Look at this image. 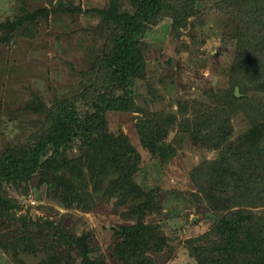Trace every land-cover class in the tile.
Wrapping results in <instances>:
<instances>
[{
	"label": "rangeland",
	"instance_id": "obj_1",
	"mask_svg": "<svg viewBox=\"0 0 264 264\" xmlns=\"http://www.w3.org/2000/svg\"><path fill=\"white\" fill-rule=\"evenodd\" d=\"M111 2L117 3L121 12L135 11L132 0H0L2 27L27 13H47L28 27L30 32H19L8 43L0 42V158L3 154L21 156L40 133L43 117L27 105L32 107L40 99L50 108L57 101L73 100L85 91L88 72L99 66L109 51L111 30L100 26L97 12L106 10ZM238 2L164 0L166 8L174 11L141 16L146 27L141 41L146 69L144 77L131 88L134 110L107 111L105 121L107 131L125 135L139 155L132 181L144 194H151L147 213L139 220L131 212L142 201L122 204V195L110 194L107 182L99 185L90 179L87 170L82 173L84 182H79L75 191L83 200L79 206L66 205L61 196L64 189L54 192L53 177L60 171H49L45 176L51 183L48 185L30 176L28 181L3 190L7 198L17 202L12 214L27 224L28 231L23 236L31 237V252L21 253L10 247L9 242L21 235L20 226L8 223L2 216L0 264H86L87 256L92 264H215L214 248L232 237L227 238L217 228L222 220L259 214L263 219H254L253 224L241 220L235 224L238 230L234 243H244L245 237L251 235L264 248V207L243 205L242 197L252 187L249 181L229 193L224 203H216L211 197L225 175L236 173L242 164L241 161L235 169L226 165L227 142L236 141L257 121L256 106L264 110V92L243 93L230 79L237 75L233 74L237 61L250 69L247 75L254 69L243 62L247 44L242 35L250 33L251 25L246 19L248 29L239 28L243 15L248 13L238 10ZM184 3H192L193 10L189 5L183 7ZM254 13L249 19L261 16L263 24L262 2ZM176 16L182 20L183 16L184 21L180 25L176 22L179 28L174 31ZM255 77L258 78L251 74L247 78V86L255 87ZM261 79L264 76L257 81ZM235 89L237 98L244 101L232 113L229 103ZM78 102L79 107L90 104ZM217 111L223 112L221 120L227 119V127L232 129L225 145L207 141V130L215 137L222 131L221 125L213 123ZM157 120L160 121L155 126ZM146 121V126L153 123L149 131L165 127V135L154 152L142 147L137 132L136 125L143 127ZM258 145L264 151V139H259ZM66 153L81 156L78 148ZM66 153L63 158H73ZM52 154V149L46 150L41 161ZM245 170L248 172L241 181L257 177L250 165ZM111 176L112 173L107 178ZM213 185L216 191L210 192L209 186ZM131 227L135 244L129 250L133 252L137 247L140 260L128 259L122 246L116 252L122 234ZM145 227L148 231L143 234ZM80 236L84 237L85 256L75 243H70V237L76 240ZM242 248L233 246L229 264L242 262L243 258H238L243 256L239 251L246 250Z\"/></svg>",
	"mask_w": 264,
	"mask_h": 264
},
{
	"label": "trees",
	"instance_id": "obj_2",
	"mask_svg": "<svg viewBox=\"0 0 264 264\" xmlns=\"http://www.w3.org/2000/svg\"><path fill=\"white\" fill-rule=\"evenodd\" d=\"M238 1V10L248 13L243 15L244 19L238 24L239 28L244 31L248 29L247 24L251 25L249 34H241L244 42L247 44V47L245 45L247 49L245 53L246 57H244L243 62H248L250 66L254 67L250 75L254 74L258 78H253L254 84H256L255 87L247 86L249 83L247 78L250 76L247 74H249L250 69L244 67L242 63L238 64L237 61L233 66V74L237 75L230 79L234 80L235 87H239L243 93L248 92V90L250 92H264V79L257 81V79L264 76V22L263 24L260 22L262 18L258 15L256 16L257 20L249 19L251 16H255L254 11L257 12L258 4L261 2L264 4V0ZM132 2L135 6L133 14L121 12L118 4L114 2H111L106 10L97 12L99 14L100 26L111 30L109 51L108 54H105L101 58L99 66H93L88 72L90 75L89 84L85 86V91L77 95L73 100L65 99L57 101L50 108L46 107L43 102H39L40 99L36 104H32V107L31 105H27L26 108L43 117L44 124L38 131L40 133L35 135L32 146H29L21 156H6V154H3L0 158V227L4 226L2 216L6 218L8 223L19 224L21 235L15 237L12 243L9 242L12 245L10 247L15 251L18 250L21 253L31 252L29 243L32 239L29 236H23L24 232L27 233L28 231L27 224L24 223L25 220L15 218V211L13 210H16L17 202L7 198L3 189L8 185L26 182L30 176L37 177L39 178L38 182L48 185L51 183L48 182L45 176H49V171L53 169L60 171V173L55 174L53 177V189L54 192L64 189V195L61 196L66 205L69 206L73 203H77L76 205H78L83 201L79 195H76L75 191L79 189L77 184L84 182L82 173L87 170L90 179L98 181L99 185L107 182V189H110V194L119 193L122 195V204L127 203L128 200L134 201L139 199L142 201L138 208L133 206L134 210L131 212L139 220L149 210L151 194H144L134 186L132 181L136 165L140 160L139 155L129 144L125 135L122 133L113 135L107 131L105 114L107 111L129 112L134 110L131 88L136 80L144 77L146 69L141 42L146 27L142 23L141 16L161 14L163 11L170 13L174 9L166 8L164 0H132ZM187 5H189V9L193 10L194 5L192 3H184L183 7ZM43 12L27 13L22 18L15 19L11 24L7 23L6 26H0V42L8 43L11 37L19 32H30L28 31V27L47 14ZM179 12L181 13V11ZM170 16L172 15L170 14ZM182 18L183 20L176 16V21L173 20L174 31L179 28L178 24L180 25L184 21L183 16ZM246 19H248L247 24ZM117 92H121V95H118ZM79 100L89 102L90 104L89 106H83L85 110H82L83 107L77 105L79 104ZM243 101V99L235 96L234 91L232 92L229 103L232 113L235 111L234 107L242 104ZM221 112L217 111L215 122L213 123L221 125L222 131L215 137L216 135L213 136L211 131L207 130V141H218L219 144L225 145L228 137L232 134V129L229 126L227 127L229 122L227 119L221 120L223 118V112ZM254 112V121H257L236 141L227 142V156L224 157L226 165L229 168L232 167V169H235V166L241 161L242 164L246 161L249 164H240V169L236 173L232 171L231 174L225 175L222 183L216 189L217 191L214 189L215 185L209 186L211 187L209 189L210 192L216 191V195L211 193V197L214 198L216 203H224L229 193H234L233 190H236L235 188L249 181L252 187L251 190L248 189V194L243 195V205L264 207V151H261L257 147L259 139H264V110L261 106H256ZM158 121L160 120L156 121L155 126ZM141 125L140 123L136 125L141 145L148 151L154 152L157 147L156 145L161 142V139L165 135V127H159L160 131L155 130L157 132L154 134L155 131L147 130L148 127L153 126V123L146 126V121L143 123V127H140ZM74 148H78L81 156L77 157L76 155H72L73 153L71 154ZM48 149H52L53 151L51 158L41 161L44 152ZM66 152H69L71 155ZM65 153L73 158L68 159V156L63 158L62 154L65 155ZM249 165L254 168L257 177H249V180L245 181L244 179L241 181V178L248 172L245 168ZM111 173L112 176L107 178ZM71 193L76 196L72 197L73 194ZM130 197H134V199H129ZM229 199L225 204L229 202ZM256 217L249 216L246 218L240 217L239 219L230 218V220H222L221 226L217 228L227 238L229 236L232 237L231 239L226 238L227 242L223 246L214 248L217 259L215 264H229L227 260L231 258L232 254L230 253L233 246L238 250L243 249L242 247L244 246L247 250L239 251L240 255H243L238 256V258H243L239 264H264V248L258 243V238L254 239L249 235L245 237L244 243H234L238 230L235 224H238L240 220L241 223L249 222V224H253L254 219H263L260 214ZM28 221H31V219ZM133 230L134 227L125 230L121 236L122 243H119L116 247V252L121 246L125 248L124 253L131 261L140 260L137 247L134 248L133 252L129 250L131 245L135 244L133 243L134 237L131 235ZM146 231L148 230L145 227L141 230V233L146 234ZM148 237L150 236L148 235ZM70 243H75L74 237H70ZM7 249L10 250L8 247ZM84 260L86 264H92L88 256Z\"/></svg>",
	"mask_w": 264,
	"mask_h": 264
},
{
	"label": "water",
	"instance_id": "obj_3",
	"mask_svg": "<svg viewBox=\"0 0 264 264\" xmlns=\"http://www.w3.org/2000/svg\"><path fill=\"white\" fill-rule=\"evenodd\" d=\"M237 89H235V96L238 97V93H237ZM164 148V147H163ZM84 237L83 236H80V237H76V240H75V245L77 246V248L79 249V251L81 252V254L83 256L86 255V247L84 245Z\"/></svg>",
	"mask_w": 264,
	"mask_h": 264
}]
</instances>
